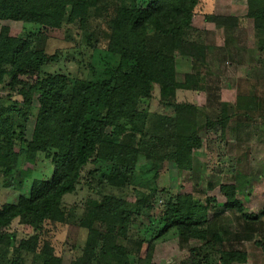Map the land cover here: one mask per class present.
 Masks as SVG:
<instances>
[{"label":"trees","instance_id":"16d2710c","mask_svg":"<svg viewBox=\"0 0 264 264\" xmlns=\"http://www.w3.org/2000/svg\"><path fill=\"white\" fill-rule=\"evenodd\" d=\"M199 4L200 0H0V21L35 27L24 37L11 36L7 27L0 28V88L8 93L0 99V185L20 193L15 202L0 204L3 258L7 252L26 253L39 264H61L42 236L48 226L71 223L86 236L83 252L68 264H130L131 254L117 240L128 239L132 226L142 225L141 217L154 225L148 214L150 204L135 207L112 192L98 190L76 213L64 207L63 198L73 194L80 183L88 191L97 187L95 169L81 177L88 165L105 164L107 170L99 174L98 183L113 187L131 182L140 157H156L161 164L170 160L178 170H192V150L201 145L199 109L177 102L175 94L203 89L204 79L195 69L204 61L205 46L198 36L192 38ZM246 4V16L258 34H264V0H246ZM203 18L217 27L238 22L236 17L213 13ZM45 27L62 30L73 53L81 54L83 48L89 57L95 50L103 54L104 69L92 79L45 71L44 67L62 56L60 50L47 53L43 47L46 34L39 29ZM258 43L263 49L264 40ZM177 56L189 57L192 63L191 72L180 80ZM154 94L161 110H138V104L153 99ZM31 117L34 126L27 140L24 129ZM229 117L227 104L220 103L217 117L205 118L204 129L217 127L224 138ZM39 155L52 167L49 177H33ZM160 191L165 196L157 219L159 236L175 231L183 242L204 240L208 213L217 208L256 220L244 212L232 183L219 185L218 199L203 201L189 193ZM14 220L31 228V234L18 240L8 231ZM259 243L264 245V240ZM152 248L149 243L139 264H154ZM238 257L221 255L220 264H233ZM202 259L207 261L208 254ZM8 264H20V258Z\"/></svg>","mask_w":264,"mask_h":264},{"label":"rangeland","instance_id":"374dc122","mask_svg":"<svg viewBox=\"0 0 264 264\" xmlns=\"http://www.w3.org/2000/svg\"><path fill=\"white\" fill-rule=\"evenodd\" d=\"M205 13L233 16L238 22L236 26L217 27L204 20ZM246 14V0H200L197 6L192 38L198 36L205 46L204 61L197 63L195 69L204 79L203 89L178 90L175 94L177 102L192 104L199 109L197 124L201 128L197 135L201 145L192 150V170H178L170 160L161 164L155 160L156 157L153 160L140 157L131 182L124 187H113L98 183L99 174L107 170L105 164L88 165L83 169L81 177L84 178L89 169H95L94 186L97 187L88 191L86 186L80 183L73 194L63 198L64 207L74 209L76 213L80 212L82 202L98 190L104 193L112 192L135 207L150 204L152 210H149L148 214L151 215L154 225H149L141 217L142 225H133L128 239L117 240L131 254L130 264H139L138 259L144 258L148 244L152 240L156 242L160 239L167 241L163 245L165 248H159L157 245L155 250L152 249L151 263L159 264L164 261L168 264H178L183 255L182 262L189 264L196 257V251L190 250L193 247L197 249V239H189L182 245L178 243L176 248L175 231L157 235L160 229L157 224L158 214L165 196L160 191L161 188H166L172 193H189L193 199L203 201L208 197L218 199L221 196L219 185L232 183L236 188L237 198L243 202L244 210L256 216L261 214L260 208L264 202V48L261 49L258 42L264 40V34H258L253 27V21ZM1 27H7L9 34L15 37H24L35 28L27 23L13 21H0ZM39 30L46 34L42 45L47 53L60 50L62 55L58 62L44 67L45 71H62L71 76L92 79L104 69L100 60L104 58L103 54L95 50L89 57V52L83 48L80 50L81 54L73 53L68 49L70 44L64 39L62 30L50 27ZM73 55L75 59H71ZM191 68L189 57H176L178 80L184 73L191 72ZM7 94L6 90L0 88V99H4ZM154 95L148 102L139 103L138 110H148L149 113L160 111L156 94ZM11 96L19 100V96ZM220 103L227 104V114L230 115L224 138L217 133V127L205 130L203 125L205 118L214 120L217 117ZM33 126L34 119L31 117L25 124V139H30ZM33 167V177H49L52 171L48 159L43 155L37 157ZM27 185L26 182L24 192L27 191ZM19 194L0 185V204L15 202ZM234 215L226 212L225 219L236 222ZM8 231L14 232L18 240L31 234V228L19 224L16 220ZM45 232L42 237L61 258V264H68L83 252L86 234L76 225L68 223L48 226ZM139 239L142 243L138 249ZM96 252L97 249L94 256ZM16 257L20 258V264H39L33 255H18L13 252H7L4 258L1 256L0 264H8ZM197 258L203 261L200 256ZM260 264H264V261Z\"/></svg>","mask_w":264,"mask_h":264},{"label":"crops","instance_id":"0c3cea01","mask_svg":"<svg viewBox=\"0 0 264 264\" xmlns=\"http://www.w3.org/2000/svg\"><path fill=\"white\" fill-rule=\"evenodd\" d=\"M241 203L243 205L242 201ZM261 209L262 207L260 210ZM226 212L235 214L234 218L236 219V222L227 221L225 219ZM244 212L248 213L245 210ZM215 214L218 215L216 216ZM205 228L208 230L206 233L207 236H205L204 240H198L196 242L197 249L193 247L190 252L192 250L196 251L195 254L201 258L202 255L208 254V259L207 261L203 259L201 262L195 257L189 264H205V261L206 264H220V256H225L227 253L239 256L238 258H235V260L238 261L233 264H260L264 261V245L259 243L260 240H264V216L262 214L256 216V220L250 221L239 216L238 213L234 211L217 208V210L208 213V220ZM212 235H218L219 238H215L214 236V239L211 240L210 238ZM258 236L259 238H257ZM175 237L176 248H178V243L182 245L184 242L179 239L176 233ZM157 241L158 240H156V242L155 240L151 241L152 249L155 250L157 245L159 248H165L163 245L166 244V240L163 241L160 239L158 242ZM205 242L208 243L205 245ZM183 259L184 257L182 255L178 264H186L185 261L182 262ZM159 264L168 263H164L163 261L159 262Z\"/></svg>","mask_w":264,"mask_h":264}]
</instances>
